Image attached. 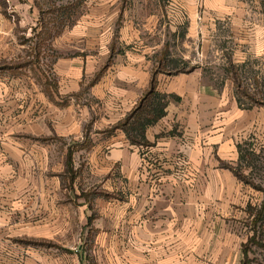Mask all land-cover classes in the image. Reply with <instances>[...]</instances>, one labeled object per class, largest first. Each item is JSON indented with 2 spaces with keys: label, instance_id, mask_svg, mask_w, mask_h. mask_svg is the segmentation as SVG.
<instances>
[{
  "label": "crops",
  "instance_id": "crops-1",
  "mask_svg": "<svg viewBox=\"0 0 264 264\" xmlns=\"http://www.w3.org/2000/svg\"><path fill=\"white\" fill-rule=\"evenodd\" d=\"M186 2L193 38L199 33L193 20L199 21L200 14L203 35L226 15L245 11L238 0L234 5L228 0ZM114 3L107 0L105 10H113ZM14 11L15 7L5 9L0 3V63L16 58ZM131 28L125 23L121 29L126 45L140 40L141 33ZM89 31L93 39L88 49L98 45L102 35L97 29ZM109 33L105 53L121 64H113L92 84L102 106L94 111V133L87 138L82 125L91 120L88 110L81 115V109L72 107L49 109L46 89L34 116L31 97L18 104V97L27 99L25 94L31 93V83L22 85L18 74L0 70V264H91L81 249L73 250L81 232L73 227L71 236L66 235L74 216H81L80 207L75 209L59 197L58 176L65 170L63 142L73 140L77 141L71 149L73 158L85 153L95 175L120 176L107 184L115 197L95 200L98 215L93 230L85 231L86 238L103 240L90 249L95 255L92 264H233L231 234L215 229L203 207L209 189L216 190L222 202L229 190L256 195L220 162L239 160L237 146L261 123L259 110L242 111L233 98L226 103L222 94L202 84L197 71L181 76L168 89L181 102L170 103L167 115L147 130L151 146L141 152L117 126L148 91L154 74L145 64V51L128 48L114 55ZM81 61L73 58L62 64L68 82L62 81L61 93L80 91ZM50 110L58 113L56 121L48 119ZM55 158L60 164L54 165ZM66 238L73 240V246L65 245ZM49 240L56 246L32 244ZM236 252L239 255L237 248Z\"/></svg>",
  "mask_w": 264,
  "mask_h": 264
},
{
  "label": "rangeland",
  "instance_id": "rangeland-1",
  "mask_svg": "<svg viewBox=\"0 0 264 264\" xmlns=\"http://www.w3.org/2000/svg\"><path fill=\"white\" fill-rule=\"evenodd\" d=\"M106 1L83 0L80 4L81 0H0L3 8H16L12 17L17 26L16 58L0 63L1 74H18L22 85L25 81V85L31 83V93L25 94L27 99L20 100L18 97V104L25 103L31 97V112L35 116L41 96L44 98L48 89L49 109L50 106L65 110L72 107L81 109V115L84 110H88L91 120L82 125V133L86 138L89 133H94V111L102 106V102L92 91V84L99 74H104L113 64H121V61L116 62V57L111 60L105 53L106 47H109L106 40L110 32L114 55L121 54L128 48L134 53L135 50L145 51V64L149 67L151 75L157 73L160 92L168 93L172 82L197 71L202 74V84L222 94L226 103L233 98L242 111L258 109L257 119L261 123H257L250 135L242 139V143L237 146L239 160L229 164L220 162V167L229 169L234 175L235 171L238 172L242 176L240 178L235 175L238 180L243 186L250 187L256 195L252 196V191L249 196L243 190H229L225 193V202H222V199L217 200L220 197L218 192L209 189V201L203 211L206 210L212 217L215 229H222L231 234L233 264H264V217L255 228L253 225L264 202V193L261 191L264 189V113H260L264 112V0H238L244 5L245 11L226 15L217 25L214 24V27L209 26L203 35L200 31V27L205 25L201 21L202 14L199 21L194 16V26L199 32L194 38L189 32L192 20L186 0H114L113 10L108 9V12L104 8ZM228 1L234 5L236 0ZM71 4L75 6L74 15L69 18V22L66 21L68 26H65L63 31L60 25L66 18L58 20L59 16L52 12ZM142 6L148 10L143 12ZM198 6L201 13L202 7ZM42 17L43 25L40 22ZM125 23L132 27L131 29L137 30L138 34L141 33L139 41L128 42L129 45L122 42L126 34L121 32V29ZM91 28L100 30L102 35L98 45L88 49V42L93 39L89 31ZM166 52L169 53L168 59L161 62ZM73 58H80V61L83 59L80 91L75 94H63L60 92L62 81L68 82V79L62 74V64ZM174 61L182 62L177 73V70L172 69L175 66ZM161 63L169 64L173 73H168L169 68ZM66 67L65 65V69ZM238 99L241 100L243 108ZM55 111L50 110L49 120L56 121L58 113ZM20 113L22 110L18 111V115ZM76 142H63L66 147L65 170L58 176L62 185L59 197L74 205L75 209L80 207L78 209L81 216H74V223L66 227V235L71 236L73 227L81 232V238H77L73 250L78 252L81 249L83 257L86 254L87 260L92 264L95 255L90 249L96 246L97 241L102 244L103 240L86 238L85 231L93 230L92 225L98 215L95 200L115 197L107 190V184L111 180L114 183L113 180L120 176L116 173L112 175L113 178L95 175L85 153L76 154L75 158L72 154L70 170L69 154L73 153L71 149ZM149 147L136 148L142 152ZM53 163L60 164V159H53ZM49 177L52 180L53 176ZM255 235L261 245L250 242ZM72 241L71 238H66L65 245L73 246ZM32 244L56 246L52 240L33 241ZM246 245L249 246L248 258L244 256Z\"/></svg>",
  "mask_w": 264,
  "mask_h": 264
},
{
  "label": "trees",
  "instance_id": "trees-1",
  "mask_svg": "<svg viewBox=\"0 0 264 264\" xmlns=\"http://www.w3.org/2000/svg\"><path fill=\"white\" fill-rule=\"evenodd\" d=\"M83 0H81L80 4ZM72 4L68 7H62V9L54 10L52 12L54 15H58V20L65 19L64 22H61V27L64 31L65 26H68L67 23L70 21V17L74 15V8ZM43 17L40 19V22L42 23ZM56 19V20H57ZM68 22L66 23V21ZM40 23V24H41ZM43 25V23H42ZM169 56V53L166 52L164 58L161 60V62L166 61ZM175 68L172 69L177 70L176 73L179 71L178 68L180 67L181 61H174ZM172 63V65H173ZM163 64V63H161ZM185 65V63H183ZM162 66H165L166 68H169L168 73H173V70H170V66L163 64ZM177 68V69H176ZM157 73H154L150 88L148 91L144 93L142 98L140 99L139 103L137 104L136 108L126 117V119L119 123L117 126L119 129H122L124 133L126 134L128 140L130 141L131 145L136 147H148L151 146V143L146 138V132L147 130L156 125L160 120H162L167 115V108L170 105V103H180L181 98L175 94H168L163 93L158 90V81H157ZM238 103L242 107L243 104L241 103V100L238 99ZM262 104V103H260ZM251 107V106H250ZM250 107L248 109H250ZM243 108V107H242ZM241 151V148H240ZM72 153L69 154V160H68V168L72 170ZM228 167V166H226ZM235 175L238 177H242L238 172L235 171ZM264 193V189L261 190ZM257 219H255L253 225L254 228L257 226V223L263 219L264 217V202L262 203L261 210L259 211L257 215ZM250 242L253 244H260V242L257 240L256 235L253 236L250 239ZM264 246V245H262ZM248 245L244 248V256L248 258Z\"/></svg>",
  "mask_w": 264,
  "mask_h": 264
}]
</instances>
